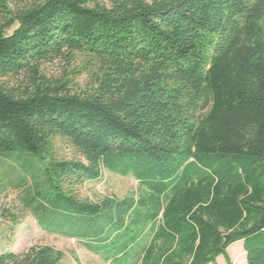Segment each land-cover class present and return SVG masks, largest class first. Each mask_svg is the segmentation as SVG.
I'll return each instance as SVG.
<instances>
[{
  "label": "trees",
  "instance_id": "16d2710c",
  "mask_svg": "<svg viewBox=\"0 0 264 264\" xmlns=\"http://www.w3.org/2000/svg\"><path fill=\"white\" fill-rule=\"evenodd\" d=\"M79 54L83 92L45 69ZM59 137L81 159L53 158ZM8 161L42 229L106 262L233 264L244 241L264 264V0H0V193ZM105 171L142 194L84 199Z\"/></svg>",
  "mask_w": 264,
  "mask_h": 264
},
{
  "label": "rangeland",
  "instance_id": "374dc122",
  "mask_svg": "<svg viewBox=\"0 0 264 264\" xmlns=\"http://www.w3.org/2000/svg\"><path fill=\"white\" fill-rule=\"evenodd\" d=\"M10 31L9 33H12ZM89 59L85 55H77L71 63L57 62L46 66L49 76L62 78L68 74L74 80V86L79 92L86 91L92 82V71ZM53 158L58 161H74L81 159L77 150L65 138H56L54 141ZM13 162H6L3 168L2 184L5 188L0 193V255L7 252L22 253L35 244L53 246L64 252L61 264H111L104 261L75 239L67 238L47 232L42 229L39 221L22 202V190L16 187L19 182L20 169L11 171ZM2 176V173L0 174ZM6 176V177H5ZM139 182L133 176H121L105 171L96 181L87 182L79 189L84 199L101 201L107 197L123 200L128 197H138L142 194ZM14 219L18 224L14 225ZM235 245V244H234ZM233 245V246H234ZM230 254L233 264H244V256L235 258V249L231 246ZM229 251V250H228ZM234 257V258H233ZM218 264H226L224 257L218 259Z\"/></svg>",
  "mask_w": 264,
  "mask_h": 264
},
{
  "label": "crops",
  "instance_id": "0c3cea01",
  "mask_svg": "<svg viewBox=\"0 0 264 264\" xmlns=\"http://www.w3.org/2000/svg\"><path fill=\"white\" fill-rule=\"evenodd\" d=\"M232 247H233V249H235V258H238V257L243 255L244 256V258H243L244 264H248L247 253L245 251V242L240 241V242L236 243L234 246L232 245ZM229 254H230V249H229ZM230 257H231V254H230Z\"/></svg>",
  "mask_w": 264,
  "mask_h": 264
}]
</instances>
